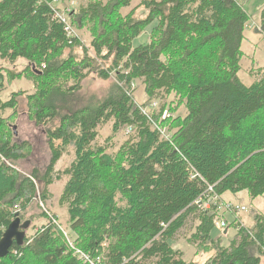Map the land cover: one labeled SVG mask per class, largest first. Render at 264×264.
I'll return each mask as SVG.
<instances>
[{"label":"trees","instance_id":"trees-1","mask_svg":"<svg viewBox=\"0 0 264 264\" xmlns=\"http://www.w3.org/2000/svg\"><path fill=\"white\" fill-rule=\"evenodd\" d=\"M55 1L0 0V60L27 63L19 73L0 69V92L6 80L31 78L36 93L27 96L28 117L43 127L51 150L46 171L24 177L13 164L27 159L32 146L12 142L9 130L2 138L0 131V154L13 166L0 158V240L17 213L22 222H35L28 215L38 181L46 201L56 166L73 149L59 203L67 209L77 249L102 256L103 264H264L263 214L252 212L246 228L234 209L233 222L224 219L236 236L223 245V237L213 236L218 208L195 205L209 185L222 199L245 191L252 199L264 197V77L251 84L239 77L250 24L241 1L143 0L122 17L131 0H91L73 9L70 21L76 31L91 34L95 58L79 36L69 40L53 19ZM141 8L149 14L139 20ZM153 24L150 42L135 47ZM171 52L176 57L166 59ZM93 73L105 81L115 74V81L104 99L73 109L71 99ZM137 81L148 97L140 106L132 96ZM23 94L0 98V126L17 118ZM173 94L186 115L162 120ZM150 103L159 107L143 113ZM8 109L12 114L4 118ZM110 122L113 135L132 129L114 153L98 143L100 128ZM162 127H169V140ZM44 213L48 224L22 246L14 244L0 264H86L69 247L58 217ZM190 220L199 222L190 241L215 250L204 263L185 260L173 245Z\"/></svg>","mask_w":264,"mask_h":264},{"label":"rangeland","instance_id":"rangeland-1","mask_svg":"<svg viewBox=\"0 0 264 264\" xmlns=\"http://www.w3.org/2000/svg\"><path fill=\"white\" fill-rule=\"evenodd\" d=\"M91 0H63L61 3L64 6L72 5L71 7L77 8L78 6H87ZM108 1V0H103ZM143 0H131V7L124 8L121 10L122 17L128 15L133 9L138 7ZM160 1V0H157ZM245 12L250 17V24L246 32V41L243 44V58L241 61V72L239 77L247 84L254 83V81L260 80L264 77V35L260 32L261 26V14L264 9V0H240ZM66 5H65V4ZM149 11L145 8H141L136 13V18L141 20L147 17ZM153 25L147 26L143 33L134 41V46L138 47L140 45H146L150 42V33L153 29ZM78 36L81 38L83 46L90 50L89 55L95 58L94 52L91 49L92 36L84 29L83 31H76ZM81 53V52H80ZM107 54L106 50L103 51L102 55ZM176 57V55L171 52V54L166 56V59H170L171 56ZM97 64L102 65L99 59H95ZM25 61H18L15 65L6 63L0 60V69H7L14 71L16 73L22 72L26 66ZM115 74H112L109 81L102 80L96 73L91 74L82 84V90L78 92L71 102L73 104L71 107L73 109H81L88 104L100 101L104 99L112 84L115 81ZM136 89L134 91V102L136 105H143L147 102V94L145 93V88L141 81L136 82ZM16 92H24L22 96L18 99V116L15 120L4 122L3 126H0V131L4 132L1 134L2 138L6 137V132L9 130L11 135L8 133L7 137L12 140V142L17 144H23L24 142L29 143L32 146V151L29 157L18 163H14L15 170L18 174L24 177H31L33 171H38L42 174L46 171L50 160H51V150L49 148L46 134L43 127H37L28 117L27 109V96L36 93V86L29 76L21 80H15L12 82H5V88L0 92V98L2 101L10 99L11 95ZM180 98L173 94L167 99L166 110L172 115L171 121L174 122L178 117H184L186 115V109L184 106L179 105ZM151 104V103H150ZM149 104V105H150ZM145 108V106H144ZM147 109V108H145ZM149 110V109H147ZM12 114V110L8 109L4 112V118H8ZM59 120L53 123V126L58 125ZM113 122H110L102 126L99 130L98 143L100 145L108 146V150L111 153L117 152L121 145L130 138V134L127 130H123L120 133L113 135L112 132ZM14 127H16L17 135L15 134ZM162 129L169 131V127H162ZM113 138L111 142L107 140ZM75 159L73 149H68L64 154L55 169L54 174V184L49 188V196L46 201L42 197V184L38 181L37 184V198L29 212L28 218L33 215L36 217L35 222L31 224L29 230L27 231V237L33 236L37 229L48 224L47 217H41L40 214L44 211L41 204L43 203L46 210L55 214L58 217V221L63 226V228L70 234L71 240L74 241V234L71 232L68 224V213L64 206H61L59 201L63 193L64 187L67 183L68 178L63 175V172L70 167ZM59 176V177H58ZM223 200L225 203L233 207H245L247 211L239 212L241 221H243L246 228H249L252 224V212H259L264 215V197H259L257 199H252L248 192H241L239 194L227 193L224 195ZM221 210L219 214V219L225 218L228 224L232 223L234 217L232 213L223 212ZM46 213V212H45ZM44 213V214H45ZM199 224L196 220H190L187 226L182 229L173 240V245L175 249L182 251L185 260L195 263H204L210 259L215 254V250L212 248L203 249L198 245H195L190 241V238L195 233V229ZM214 230L213 236L215 238L223 237V245L229 244L230 240L234 239L236 236V229L230 227L227 235H224L226 230ZM224 233V234H223Z\"/></svg>","mask_w":264,"mask_h":264},{"label":"built area","instance_id":"built-area-1","mask_svg":"<svg viewBox=\"0 0 264 264\" xmlns=\"http://www.w3.org/2000/svg\"><path fill=\"white\" fill-rule=\"evenodd\" d=\"M61 2L62 1L58 0V1H55L52 4H50V6L54 12L53 19L56 20L58 23L63 25V30L66 33L67 38L69 40H74L76 38V36H78V33L76 32L75 28L73 27V25L71 24V21H70V14L73 11V8H72L73 6L69 5L66 7L62 4L63 2L62 3ZM135 86H136L135 84L132 85L133 92L136 89ZM133 95H134V93H132V96ZM133 98H134V96H133ZM157 107H159V104L153 103L149 107H146L149 110H147L145 108H141V109H142L143 113L147 114V113H150L152 111V109H156ZM171 117H172V115L169 114V111L165 109V111L162 113V120H166V119L171 118ZM158 129L160 130V133L163 136V138H165L166 140H169L171 138V136L168 134V132L166 130H164L162 128H158ZM127 133L131 134L132 129L128 128ZM0 158L8 166H12L1 154H0ZM13 168H15V167H13ZM195 177H196V174L193 172L191 174V178L194 179ZM195 205L199 206L203 210H212L213 207H217L219 213H221L222 209H224L223 212H229V213H232V211L234 209H237L238 212L247 211V209L245 207H241V208L233 207V206L225 203L224 200L222 199V197L216 192L214 186H211V185H209L207 187V190L203 193V195L200 196L199 199H197L195 201ZM41 206L43 207L45 212H48L43 203L41 204ZM49 216H50V214H49ZM215 224H216L215 225L216 228L219 230H224L227 227V222L223 218L217 220ZM60 230L63 233L64 237L66 238L69 247L75 251V254L79 257V259H81L86 264H103L102 256L94 258L91 255L84 253L81 250L77 249L74 245V241L71 240L70 234L63 227H61Z\"/></svg>","mask_w":264,"mask_h":264},{"label":"water","instance_id":"water-1","mask_svg":"<svg viewBox=\"0 0 264 264\" xmlns=\"http://www.w3.org/2000/svg\"><path fill=\"white\" fill-rule=\"evenodd\" d=\"M14 130L17 135L16 127H14ZM31 224V221L22 222L19 218V213L16 214L15 220L9 225L0 240V260L8 256L14 244H17L18 246L24 244L25 239L27 238V231ZM225 233H227V231Z\"/></svg>","mask_w":264,"mask_h":264}]
</instances>
